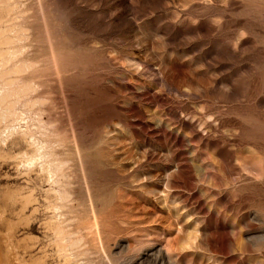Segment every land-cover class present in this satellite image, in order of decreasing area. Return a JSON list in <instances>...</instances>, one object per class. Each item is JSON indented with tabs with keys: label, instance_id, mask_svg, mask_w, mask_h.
I'll list each match as a JSON object with an SVG mask.
<instances>
[{
	"label": "rangeland",
	"instance_id": "374dc122",
	"mask_svg": "<svg viewBox=\"0 0 264 264\" xmlns=\"http://www.w3.org/2000/svg\"><path fill=\"white\" fill-rule=\"evenodd\" d=\"M0 264H264V0H0Z\"/></svg>",
	"mask_w": 264,
	"mask_h": 264
}]
</instances>
